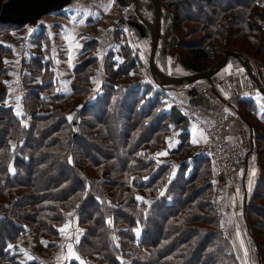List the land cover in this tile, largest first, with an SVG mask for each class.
Returning a JSON list of instances; mask_svg holds the SVG:
<instances>
[{"label": "trees", "instance_id": "obj_1", "mask_svg": "<svg viewBox=\"0 0 264 264\" xmlns=\"http://www.w3.org/2000/svg\"><path fill=\"white\" fill-rule=\"evenodd\" d=\"M255 5L263 6L264 0H221L219 6L214 0H180L169 5L175 13L174 45L178 46L179 22H190L195 26L192 32L203 34L187 56L177 55L178 62L197 73L233 50L248 61L254 57L264 63V31L256 32L249 19ZM181 8L186 14L180 18ZM193 8L198 11L192 12ZM201 8H206L205 17L199 14ZM258 16L262 18L261 11ZM89 49L84 43L82 61L72 69L69 94L53 93L44 106L40 89L29 90L20 119L10 107L0 108L4 118L0 120V264L10 261L7 243L26 224L36 226L38 236L55 237L56 226L71 219L83 229L74 245L81 260L96 254L106 264H240L209 201L212 184L197 185V173L185 174L184 167L170 177L169 166L154 169L156 162L142 151L144 146L164 145L171 126L185 131L190 122L175 106L163 109L166 103L160 98L167 92L131 79L135 61L129 55L115 73L126 84L105 86L104 93L91 100L89 73L95 59L91 53L83 58ZM39 58L40 63L32 61L36 69L38 60L41 73ZM48 76L52 72L44 67L42 86L50 89ZM149 92L152 97L146 98ZM250 100L241 103L255 117ZM92 117L93 122L87 121ZM257 120L248 125L259 177L245 202L244 220L252 242L251 259L264 264V113ZM179 140L169 157L189 148L186 132L179 134ZM194 161L199 162L198 170L207 161L213 174L208 159ZM47 177L50 181L45 184ZM138 190L154 199L138 201Z\"/></svg>", "mask_w": 264, "mask_h": 264}, {"label": "rangeland", "instance_id": "obj_2", "mask_svg": "<svg viewBox=\"0 0 264 264\" xmlns=\"http://www.w3.org/2000/svg\"><path fill=\"white\" fill-rule=\"evenodd\" d=\"M161 1L169 6L180 0ZM214 5H221V0H214ZM254 8L251 11L255 20L250 19L251 14H249V19L253 22L256 32L261 33L264 31V5H255ZM205 9L206 8H201L199 11L202 17L206 16L207 12ZM196 11H198L197 8L192 9V12L196 13ZM258 11L263 12L262 18H259ZM130 14L131 12L129 9L119 7L116 0H104L103 3L97 6L71 3L61 11L51 12L42 16L33 27L28 25L4 27L0 25V81L3 82V87L0 86V108L6 109L10 107L15 116L20 119L24 115L22 101H24V97L29 90L40 89V97L43 99L44 106L50 103V95L53 93L65 94L60 90L63 89L62 87L65 85L67 79V76L61 77L64 73V70L61 68V63L67 60L70 62L72 58H75V60L73 59L74 68L82 61L80 58L81 52L77 55H67L64 42L71 43L72 41H75L74 43L77 44V48L81 47V49L84 43L88 42L90 49L84 54L83 58H86L87 55L91 53V57L95 59L92 65V73H89L91 79L89 85L90 93L92 92V96H90L91 100L94 99L96 95H102L105 86L115 84L114 87L118 88L126 84L121 83L120 77H116L115 73L122 63L125 62L124 57L127 55H129L130 59L132 58L135 61V69L132 72L134 76L131 79L141 84L145 83L151 86L155 91L163 92L152 82L148 70L150 44L147 32L145 31V37H140L139 33L133 28V34H128V31L132 28L127 25L128 16H130ZM178 14L181 18L185 16L186 11H184V8H181ZM46 17H48V19ZM179 23L178 46L175 44L173 48L166 50L165 53L159 47L156 55V62L159 68L171 76H183L193 73L178 62L177 55L187 56L189 48L196 46L203 35L191 31V29L195 27L192 23L187 21L183 24H181V22ZM72 25L77 27L76 36H78L76 38H72L69 31H65V39L57 38L58 34L56 33H59L60 28H69ZM39 57L43 59L41 73L37 71L38 60L40 63ZM32 59H38L36 62V69L33 68L34 63ZM230 61H233V59L230 58ZM249 62L258 72L257 78L259 83L264 86V63H260V61L254 59V57L250 58ZM44 67L52 72V76H48L52 87L50 89L42 86L45 81L42 79ZM66 71H68V69ZM243 71V69L240 71L242 73L240 77V91L231 102L224 103L223 101H218L217 96L211 91L208 83L206 81H198L191 85L179 86L176 88V92L173 93L167 92L163 95V92V96L160 98V101L166 103L163 109L166 110L171 106L179 108V105L193 98L192 95H190L191 90L197 92L203 90L204 94L208 96L207 98L210 100L209 102L211 104L213 103L214 106L224 105V108L231 113L232 118L230 123L235 116V112L229 109V105H233L245 123L256 125L258 121L257 118L264 113V96L258 91H251L250 95L255 96L257 100L260 99L258 100L259 103L255 100H250L257 111L255 117L251 116V112L241 103L249 100L246 98L249 95L247 92L240 93L243 89L242 85L245 80ZM69 73H71L70 79L72 80L73 72L69 71ZM113 78H115L114 82L112 81L114 80ZM252 82L253 81L249 79L247 85H252ZM214 89L216 91L215 86ZM65 90L67 89H64V91ZM149 97H152L151 92L146 95V98ZM195 98L198 99L199 95L197 94ZM36 113L39 114L41 112L37 111ZM42 113L46 112L44 111ZM29 117L26 123H30ZM245 117L249 122L245 120ZM3 119L4 118L0 115V120ZM93 120L94 118L92 117L87 121L93 122ZM75 131V133H78V128H75ZM188 143L190 146L189 148H185L186 153H184L185 150H183V155L172 158L160 157V153L164 149L161 147L162 145H158L154 149H149L148 146H144L142 151L156 162L157 165L154 166V169H158V166L161 164L169 166L168 175H170V177H174L179 169L184 167L185 174L197 173L199 176L198 180L195 182L197 185H199L200 182H209L212 184L209 201L215 209L216 219L221 229L230 235L240 264H255L251 259L252 242L248 235L244 220L242 194L241 197H239L240 199L233 195L234 193L230 181H227L228 184H225L226 182H217L213 178L207 161H204L203 167L200 165V169L198 170L196 163L199 162H195L193 158V152L198 143ZM156 149H158V151H156ZM104 150L105 152L107 151V149ZM254 157L258 168L256 155ZM244 163L240 166L243 167ZM258 177L257 173L253 181V187ZM49 181L47 177L43 180V183L48 184ZM252 189L250 190V194L253 191ZM163 191L162 189L160 194H163ZM136 199L138 201L144 199V201L148 203L154 198L151 195H147L143 190H138L136 192ZM218 213L220 217H217ZM237 214L239 215L237 216ZM26 225L27 227L24 225L26 228L19 233L14 241L7 243L6 250L11 259L10 261L6 260L3 264H69L71 261L75 260H78L80 264H106L99 259L96 254L90 255L83 260L78 259L74 250V245L79 241L83 229L77 226L75 219H71V221H66V223L56 226L55 229L57 230V234L55 237L45 236L44 234L38 236V229L36 226L32 227L31 225ZM61 228L65 229L63 233L59 231ZM6 229L3 232H7Z\"/></svg>", "mask_w": 264, "mask_h": 264}, {"label": "water", "instance_id": "obj_3", "mask_svg": "<svg viewBox=\"0 0 264 264\" xmlns=\"http://www.w3.org/2000/svg\"><path fill=\"white\" fill-rule=\"evenodd\" d=\"M119 7L131 8L135 20H128L127 25L134 28L140 37L149 38L150 51L148 70L152 82L164 92L176 91L177 86L191 85L198 81H206L211 91L216 95L212 77L221 70L230 57L237 59L245 70V74L259 88L264 96V89L252 73L246 57L233 50H227L225 55L208 69L183 76H171L163 72L157 65L156 55L159 47L165 53L174 47L175 13L161 0H116ZM71 4V0H0V24L35 26L40 18L51 12H58ZM195 90L190 91L194 96Z\"/></svg>", "mask_w": 264, "mask_h": 264}, {"label": "crops", "instance_id": "obj_4", "mask_svg": "<svg viewBox=\"0 0 264 264\" xmlns=\"http://www.w3.org/2000/svg\"><path fill=\"white\" fill-rule=\"evenodd\" d=\"M250 14H251L250 19L255 20L254 16L252 15V11ZM262 14H263V12H262ZM57 16H59V15H57ZM46 18L48 19V17H46ZM76 29H77V27H74L73 25L70 26L69 28H67V27L60 28L59 33H56V34H58L57 38L65 39V34H66L65 31H69L72 38L73 37L76 38L78 36V35L76 36V31H77ZM74 42L75 41H72L71 43L64 42L66 45L65 51H66L67 55H70V54L71 55H77L78 53L81 52V47L77 48V44ZM80 45H81V43H80ZM75 50H76V53H75ZM73 59L75 60V58H72L70 60V62L67 60V61L61 63V68L64 70V73L61 77L67 76V79H66L65 85L62 87L63 89H60V90L62 92H64L65 94L70 92L69 83L71 80L70 79L71 73H69V71L72 72L73 63H74ZM249 64H250V62H249ZM250 67H251L252 73L257 78L258 72L256 71V69L254 68L253 65L250 64ZM240 68L244 70V68L239 63L238 60L233 59V61H230V59H229L227 61L226 65L221 69V71L218 74L217 73L215 74L214 79H212V81H213L214 86L216 88V96H217L218 101L225 102V100H226L228 102L229 101L231 102L236 98L235 95L238 94V92L240 91V85H241L240 84L241 83L240 77L242 76V73L240 72L241 71ZM67 69H68V71H66ZM58 71H60V70H58ZM243 73L245 74V70L243 71ZM64 89H67V90L64 91ZM247 94H249V95L246 98L251 99V100H255L259 103L258 100H260V99L257 100V98L255 96L250 95L251 93H247ZM212 105H214V104L212 103ZM229 109H231L235 112V116L233 117L231 123H229V132L227 134V142L229 144H234V145H237L241 148H244L247 151V161L244 163L243 167L240 166V167L233 169L228 182L229 181L231 182L232 190L234 193L233 195H235L238 199H240L239 197H241V194H242V199H243V203H242L243 206L242 207H244L246 199L248 198V196L250 194V190L253 187V181H254L255 176L258 173V168H257V163H256V160L254 157L255 155H254V151H253V146L251 143L250 126L247 123H245V121L239 116L237 109L234 108L233 105H229ZM183 132L187 133V139L190 143H194L193 141H195V143H198V144L203 142L202 131L200 130V128L196 124L189 123L187 125L185 131L180 130L179 128H177L175 126H171L170 133L166 138V143L161 146L164 149L160 153V155H161L160 157H162V158L163 157H169L168 152L171 150H176V148L180 144L179 134H181ZM156 151H158V149H156ZM157 157H159V156H157ZM228 182L226 181L225 184H228ZM242 210H243V208H242ZM238 215L239 214H237V216Z\"/></svg>", "mask_w": 264, "mask_h": 264}, {"label": "built area", "instance_id": "obj_5", "mask_svg": "<svg viewBox=\"0 0 264 264\" xmlns=\"http://www.w3.org/2000/svg\"><path fill=\"white\" fill-rule=\"evenodd\" d=\"M104 0H71V3L87 6H97ZM133 28L128 34H133ZM242 92L251 93L259 88L249 83V77L245 74ZM264 89L263 85H260ZM199 98H195L196 95ZM201 94V95H200ZM188 102L179 105V111L190 123L196 124L203 134V142L199 143L193 152V158H206L213 170V178L224 183L230 179L233 169L239 167L247 160V151L234 144L227 142L231 113L224 108V105H212L204 94L203 90L196 91ZM228 101L224 102L227 103ZM220 217V214H217Z\"/></svg>", "mask_w": 264, "mask_h": 264}, {"label": "flooded vegetation", "instance_id": "obj_6", "mask_svg": "<svg viewBox=\"0 0 264 264\" xmlns=\"http://www.w3.org/2000/svg\"><path fill=\"white\" fill-rule=\"evenodd\" d=\"M131 12L130 16H128V20H135V16L133 15V11L131 8H127Z\"/></svg>", "mask_w": 264, "mask_h": 264}, {"label": "snow or ice", "instance_id": "obj_7", "mask_svg": "<svg viewBox=\"0 0 264 264\" xmlns=\"http://www.w3.org/2000/svg\"><path fill=\"white\" fill-rule=\"evenodd\" d=\"M69 119H71V117H69ZM193 142H195V141H193ZM59 231H60L61 233H63V232L65 231V229H64V228H61V229H59Z\"/></svg>", "mask_w": 264, "mask_h": 264}]
</instances>
